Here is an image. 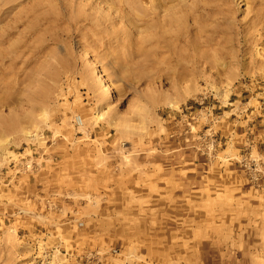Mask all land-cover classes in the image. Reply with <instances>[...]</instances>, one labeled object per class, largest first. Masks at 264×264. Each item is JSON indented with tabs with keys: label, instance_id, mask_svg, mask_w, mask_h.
I'll list each match as a JSON object with an SVG mask.
<instances>
[{
	"label": "rangeland",
	"instance_id": "rangeland-1",
	"mask_svg": "<svg viewBox=\"0 0 264 264\" xmlns=\"http://www.w3.org/2000/svg\"><path fill=\"white\" fill-rule=\"evenodd\" d=\"M0 264H264V0H0Z\"/></svg>",
	"mask_w": 264,
	"mask_h": 264
},
{
	"label": "bare ground",
	"instance_id": "bare-ground-1",
	"mask_svg": "<svg viewBox=\"0 0 264 264\" xmlns=\"http://www.w3.org/2000/svg\"><path fill=\"white\" fill-rule=\"evenodd\" d=\"M175 38L179 39V35L178 33L175 34ZM165 45L168 47V46H171L167 41L164 42ZM90 66H91V70L92 72L100 75L101 77V80H100V85H102L104 88L107 89L108 91V96H112L113 92H112V89L110 88L109 86V83H108V80L105 76H102L101 74V71L99 70V68L97 67V65L95 64V62L93 60H90ZM78 123L82 125V121L80 119H78Z\"/></svg>",
	"mask_w": 264,
	"mask_h": 264
}]
</instances>
